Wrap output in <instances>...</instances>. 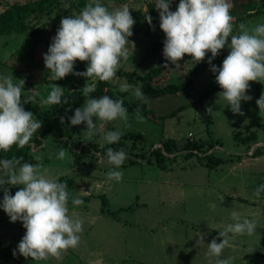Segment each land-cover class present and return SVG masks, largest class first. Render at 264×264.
Wrapping results in <instances>:
<instances>
[{"label": "rangeland", "instance_id": "374dc122", "mask_svg": "<svg viewBox=\"0 0 264 264\" xmlns=\"http://www.w3.org/2000/svg\"><path fill=\"white\" fill-rule=\"evenodd\" d=\"M37 1H45V6L31 13L23 29L0 36V74H12L14 80L23 79L22 106L45 111L51 106H42L41 101L47 98L52 84L65 89V96L81 90L87 83L85 78L71 74L62 80H50L51 74L45 68L43 55L47 53L62 17L79 14L90 0H0V14L15 4ZM179 2L172 0L170 10L175 11ZM228 2L232 5L230 14L234 17L233 34L238 33L241 23L249 27L264 23V0ZM100 3L109 11L126 4L135 21L133 35L128 38L134 46L127 45L129 58L122 61L119 68L132 73L134 80L116 74L118 79L110 83L118 93H122L120 86L125 82L142 90V82L135 79L148 74L156 59L152 47L165 36L155 8L157 0H100ZM147 15L152 18L151 25L145 19ZM230 40L229 37L228 43ZM229 51L227 47L221 50L227 54ZM210 58L211 53H207L204 61ZM159 59L165 61L163 49L159 52ZM190 61L191 57L185 56L176 72L169 75L166 84L183 83L188 71L198 65ZM87 64V61H76L74 72H84ZM215 75L210 69H203L194 76L193 84L179 95L150 99L149 109L155 112L156 117L168 115L182 105L199 100L175 117L153 120L140 113L144 119L139 121L132 115L134 112L128 111L127 126L117 119L102 127L99 135L89 139L86 124L82 123L76 126L78 131L73 141L80 152L82 147L89 145L97 148L107 146L102 137L109 130H118L122 135L141 133L144 141L137 145L136 152L149 153L167 139L175 140L182 149L184 143L192 138L204 142V148H210L209 153L231 158L230 163L217 170L200 165L197 157L186 159L180 153L176 160L167 158L166 170L155 163L121 167L122 180L108 182L105 174L109 168L97 163V153L77 159L69 148L71 142L68 137L56 141L52 134L45 137L42 146L34 142V134L23 149L14 145L8 153L0 152V159L3 156L19 158L20 154L27 153L32 158L29 163L41 165V171L46 170L47 176L58 181L72 178L75 181L74 189L70 190L72 198L80 189L87 192L80 194V199L95 196L80 206L68 205L69 214L76 212L83 220V231L79 234L78 247L68 249L59 260L33 261L18 252L13 256L26 229L20 221L10 222L1 209L0 264H209L206 246L197 247L199 235L203 234L205 245L214 238H217V243L222 242L219 231L234 223L232 211L238 212L241 220H255L256 229L252 236H235L230 240L231 246L223 250L220 259L231 257L232 264H264V196L260 199L253 197L254 190L264 184V155H254L264 149V114L259 115L256 104L264 92V82H250L246 94L252 99L241 101L243 115H237L232 113L226 101L218 99L217 94L222 89L205 97L218 86ZM98 82H89V86L93 83L96 86ZM27 98H31L30 102L23 103ZM126 100L137 99L130 91ZM209 107L212 108L211 113L207 111ZM77 108L80 107L69 108L67 115L73 116ZM33 116L37 119L34 113ZM63 118V124H69L66 116ZM240 131L245 135L256 132L258 141L250 145L236 141L234 135ZM215 141L220 143L212 147ZM59 148L66 149L62 160L57 159ZM99 195L107 196L108 207L103 206ZM2 199L3 190L0 189V201Z\"/></svg>", "mask_w": 264, "mask_h": 264}, {"label": "clouds", "instance_id": "9594fccd", "mask_svg": "<svg viewBox=\"0 0 264 264\" xmlns=\"http://www.w3.org/2000/svg\"><path fill=\"white\" fill-rule=\"evenodd\" d=\"M172 0H157L155 8L159 13L160 29L165 34L163 42L164 60L176 67L185 56L191 57L195 64L204 61L206 54L211 53L208 64L215 75V82L222 89L218 99H223L230 106L233 114L243 115L241 101H249L251 96L246 93L250 82H264V23L254 27L241 23L238 33L233 34L234 17L230 14L232 5L228 0H180L175 11L170 10ZM145 19L151 25V16ZM135 24L129 7L125 4L109 11L100 0H90L75 16L62 17L60 27L43 55L45 68L49 70V79L62 80L68 75L86 79L87 83L81 89L87 97L82 107L77 108L69 117L72 126L86 124L89 139L100 134V129L112 121L119 119L127 126L128 109L124 107L123 99H113L104 95L99 99L90 98L96 91L94 83L109 82L117 77V71L122 61H127L131 44L129 37L133 35ZM229 37L231 38L228 43ZM134 46V45H133ZM230 51L220 67L212 64L222 49ZM87 61L84 72H74L75 62ZM164 67H168L165 63ZM16 81V82H14ZM25 81L14 80L12 74H0V152L8 153L15 145L23 149L42 127V122L34 119L33 113L25 111L22 106V93ZM262 84V83H261ZM47 98L42 99V106L67 103L64 90L52 84ZM120 91H131L132 95L142 103H147L140 88L128 83H122ZM27 98L23 103L30 102ZM259 115L264 114V92L256 101ZM209 113L212 108L207 109ZM143 121L139 108L132 114ZM95 118V123H94ZM99 122V126H98ZM61 123L64 118L61 117ZM122 133L109 130L103 134L106 144H116ZM97 163L107 165L109 171L105 174L108 182H120L123 173L119 169L127 159L123 149L107 148L106 154H96ZM66 149L59 148L57 159H64ZM23 157L0 159V189L3 190V201L0 208L8 215L10 222L20 221L26 229L25 235L13 251L25 259L33 261L59 260L68 249H75L80 243L79 234L83 231V220L78 213L69 214L68 201L70 193L68 185L46 175L41 171V165L22 162ZM9 187H18L15 195L9 194ZM83 189L72 198L74 206L83 204L80 194H86ZM264 196V184L253 192V197ZM234 223L224 226L219 231L222 242L217 238L207 245L203 234L197 241L198 246H206V257L209 264H232V258L220 259L223 250L230 247V240L235 236L255 233V220L243 219L238 212H231ZM231 234V235H230Z\"/></svg>", "mask_w": 264, "mask_h": 264}, {"label": "trees", "instance_id": "16d2710c", "mask_svg": "<svg viewBox=\"0 0 264 264\" xmlns=\"http://www.w3.org/2000/svg\"><path fill=\"white\" fill-rule=\"evenodd\" d=\"M85 0H81V2ZM45 1H37L36 3L19 5L15 4L9 7L6 11L0 14V36L9 32H12L15 29H23L25 27L26 20L31 16V13L40 8L41 10L45 6ZM80 4V3H79ZM251 10H249L250 12ZM149 24V23H148ZM150 25V24H149ZM166 39L164 36L161 41L155 44L152 47V51L156 56L155 62L148 72L143 77H138L135 80H139L142 82V93L147 97V103H142L139 100L129 101L126 100L127 94L130 91H125L122 93H118L114 91L113 86L109 82H98L95 86L96 91L91 93L90 98L94 97H102L104 95H108L113 99H123L124 107L128 109L129 112H135L137 108H139L140 113L151 118L153 120L162 119L165 120L167 118L175 117L181 110L191 106L192 104L198 102L196 100L187 105H182L179 108L173 110L168 115L156 117V114L153 110L149 109V100L152 98H161L168 94L179 95L186 88L191 86L194 82V76L198 75L203 69H211V65L208 64V61H202L198 63V65L190 69L186 75V80L179 85H170L166 84L167 79L170 74L176 72V65L171 64L170 62L163 61L159 59V52L163 49V42ZM228 54L225 52H221L216 57V60L212 61V64L215 66H219L223 63V60L226 58ZM159 59V60H158ZM165 63H168V67H164ZM117 75L119 77H131V81L134 80V75L130 72L123 71L119 69L117 71ZM221 90L219 86L210 92L205 94L209 96L212 93H216ZM63 99L67 100V103H61L60 105H52L49 109L45 111H40L35 109L33 106H23L25 110L32 111L34 115L37 117L39 121L42 122V127L37 131L36 138L34 142L38 146H42L43 140L45 137L52 134L56 141H60L62 137L66 136L71 142V146L69 147L72 151L73 155L77 159H83L85 157H89L92 154L99 153L101 155H105L107 148L111 147L115 150L123 149L127 154V159L123 163L121 167L128 168L130 166H137L143 164H153L155 163L159 168L166 170V162L167 158L169 160H176L180 153H183L185 158H194L197 157L198 163L210 170H217L220 166L228 164L231 162V158L225 159L223 157H217L213 153H209L210 148H204V142L196 141L190 138L182 149H180L178 143L173 139H167L161 143L160 147L153 148L149 153H145L143 151L136 152L138 148V144H142L144 141V136L141 133H126L121 136V139L116 144L107 145L103 148H97L95 146L89 145L87 148L82 147L80 152L75 148V142L73 141V137L75 133H77V127L72 126L69 121V115H67V111L71 107H82L87 97H85L81 90L74 91L71 93H67ZM66 116L67 122L69 124H62L61 117ZM57 128V129H56ZM258 135L256 132H251L249 135H245L243 132H238L234 135V139L239 141L244 145H250L254 142L258 141ZM219 141H215L212 144V147L218 146ZM67 146V144H65ZM29 148V147H28ZM255 157H260L264 155V149L258 151L254 154ZM22 162H31L32 158L29 154L25 153ZM19 157V158H20ZM6 158L5 156L2 159ZM59 182H64L68 185V190L74 189L75 181L72 178H61ZM18 187L10 188V195H15L16 191H18ZM95 196L89 195L81 198L83 202L91 201ZM103 203V206L108 207L109 201L106 195L98 196ZM3 199L0 201L2 203ZM68 205L72 204V197L70 193V198L68 201ZM2 208H0L1 210Z\"/></svg>", "mask_w": 264, "mask_h": 264}, {"label": "crops", "instance_id": "0c3cea01", "mask_svg": "<svg viewBox=\"0 0 264 264\" xmlns=\"http://www.w3.org/2000/svg\"><path fill=\"white\" fill-rule=\"evenodd\" d=\"M150 101V100H149Z\"/></svg>", "mask_w": 264, "mask_h": 264}]
</instances>
